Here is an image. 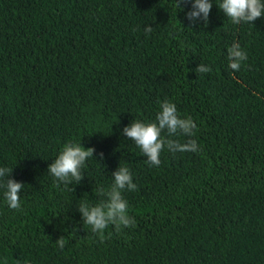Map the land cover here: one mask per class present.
Segmentation results:
<instances>
[{"label":"trees","instance_id":"obj_1","mask_svg":"<svg viewBox=\"0 0 264 264\" xmlns=\"http://www.w3.org/2000/svg\"><path fill=\"white\" fill-rule=\"evenodd\" d=\"M180 3L0 0V264H264V15L233 24L213 3L189 20ZM164 98L195 120L199 148L164 147L151 165L123 127ZM68 139L94 149L78 181L48 170ZM120 163L136 223L101 238L79 204L107 199ZM9 178L19 208L3 199Z\"/></svg>","mask_w":264,"mask_h":264},{"label":"clouds","instance_id":"obj_2","mask_svg":"<svg viewBox=\"0 0 264 264\" xmlns=\"http://www.w3.org/2000/svg\"><path fill=\"white\" fill-rule=\"evenodd\" d=\"M176 2L179 8L183 7L180 0H176ZM213 3L223 10L233 24L252 22L257 17L264 15V0H215V2L214 0H191L192 7L185 12V16L189 20L202 17L207 22ZM144 30L150 32L151 25H146ZM246 58L247 52L238 41H233L228 46L227 59L230 68L239 69ZM210 70L209 65H199L197 68V71L201 73ZM196 128V122L191 115L181 114L174 101L164 98L159 101V108L154 119L133 118L123 127V132L139 146L151 165H159L160 153L164 147H167L170 152L197 151L199 148L197 140L192 138ZM165 131L168 135H162ZM181 135L188 138L182 142L176 138ZM93 151L92 146H84L79 142V139H68L62 144L52 162L48 164V170L53 177L59 178V181H78L82 176L81 169L92 157ZM10 170V167L0 166V178ZM56 182L54 181V183ZM22 187L21 181L14 178L7 180L3 199L9 208L21 207L18 190ZM136 187L129 166L126 163H120L112 172V183L104 190L107 199L95 203L86 199L80 201L79 211L84 224L89 225L91 230L99 234L101 238L109 224L114 225L118 230L121 227L134 225L135 217L130 214V205L122 190H133ZM57 243L60 247L64 245L63 239L60 238L57 239ZM18 264H33V261L25 258Z\"/></svg>","mask_w":264,"mask_h":264}]
</instances>
